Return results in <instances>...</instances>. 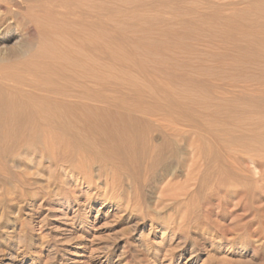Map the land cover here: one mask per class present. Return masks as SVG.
<instances>
[{
  "label": "rangeland",
  "instance_id": "rangeland-1",
  "mask_svg": "<svg viewBox=\"0 0 264 264\" xmlns=\"http://www.w3.org/2000/svg\"><path fill=\"white\" fill-rule=\"evenodd\" d=\"M0 50L97 105L175 114L193 144L59 191L6 164L0 264H264V0H0Z\"/></svg>",
  "mask_w": 264,
  "mask_h": 264
},
{
  "label": "bare ground",
  "instance_id": "bare-ground-1",
  "mask_svg": "<svg viewBox=\"0 0 264 264\" xmlns=\"http://www.w3.org/2000/svg\"><path fill=\"white\" fill-rule=\"evenodd\" d=\"M20 50L12 47L9 52H25ZM4 55L0 50V160L5 161L0 163V172L9 163L13 168L10 180L59 191L65 185L62 180L56 182L59 179L79 180L78 174L84 181L92 179L95 164L99 174L109 170L139 173L151 163H161L166 150L187 154L186 148L193 145L191 130L183 121L177 124L175 114L146 107L97 105L93 103L96 97L81 86L51 87L45 80L18 73L13 65L3 64ZM155 133L162 135L158 143ZM175 144L184 147L178 151ZM233 161L227 164L224 156H218L214 174L228 172L226 164L235 168ZM165 170L169 177L176 168L169 164Z\"/></svg>",
  "mask_w": 264,
  "mask_h": 264
}]
</instances>
